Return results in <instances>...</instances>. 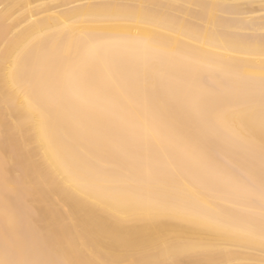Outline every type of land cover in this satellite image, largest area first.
Here are the masks:
<instances>
[{
	"label": "bare ground",
	"instance_id": "bare-ground-1",
	"mask_svg": "<svg viewBox=\"0 0 264 264\" xmlns=\"http://www.w3.org/2000/svg\"><path fill=\"white\" fill-rule=\"evenodd\" d=\"M52 262L264 264V0H0V264Z\"/></svg>",
	"mask_w": 264,
	"mask_h": 264
},
{
	"label": "rangeland",
	"instance_id": "rangeland-1",
	"mask_svg": "<svg viewBox=\"0 0 264 264\" xmlns=\"http://www.w3.org/2000/svg\"><path fill=\"white\" fill-rule=\"evenodd\" d=\"M205 80H206V79H205ZM205 80H203V82H205ZM206 84H207V80H206ZM207 85H208V84H207ZM209 146L211 147V149H210V147L207 146L206 148H208V149H210V150L207 149L206 152L209 153V154H211V156L214 157V159H215V161H216V163H217L218 160L220 161V159H221L220 157H222V153H223V156L225 155L226 150H225V149H219L218 146H217V144H216V142H215V140H213V139L210 140V142H209ZM217 148H218V149H217ZM213 149H214V150H213ZM223 150H224L225 152H224ZM214 151H215V152L219 151V152L215 153ZM221 151H222V153H221ZM210 152H211V153H210ZM212 153H213V154H212ZM219 153H220V154H219ZM216 156H217V157H216ZM223 158H225V157H223ZM223 158H222V159H223ZM217 159H218V160H217ZM222 159H221V161H222L221 164H223V165L220 164V166H221V167H224V168L227 166V171H228V172H229L230 169H233L234 167H237L236 165H232V166H234V167H232V166H231L230 164H228L227 162H226V164H225V162H223V161H225V160H222ZM225 159H226V158H225ZM226 161H227V160H226ZM224 164H225V165H224ZM243 164H244V163H242V165H239V168H240L241 166H243ZM246 164H247V163H245L244 165H246ZM218 165H219V164H218ZM237 165H238V164H237ZM228 167H229V168H228ZM239 168H238V169H239ZM228 169H229V170H228ZM234 169H237V168H234ZM238 169H237V170H238ZM225 170H226V168H225ZM231 171L233 172L234 170H230V172H231ZM238 172H240V174H237ZM238 172L235 170L234 173H232L233 176L235 175V173L237 174V178L239 177V175L242 176V170L240 171V169H239ZM235 176H236V175H235ZM235 178H236V177H235ZM239 178H240V177H239ZM244 200H245V199H244ZM17 206H18V205H16L15 207L17 208ZM18 208H20V207H18ZM23 229H24V227H23ZM23 231H24V230H23ZM20 234L22 235V234H25V233L21 232ZM26 235H27V234L21 236V238L24 237L23 239H25V238L27 237ZM27 238L29 239V237H27ZM27 238H26V239H27ZM34 246H35V248H36V247L39 246V245H34ZM35 248H34V247H33V249H32V248H28V250H26V251H27L26 253L28 254V253H29L28 251H30L31 249L33 250V252H34V250L36 251ZM37 248H38V250H37L36 252L40 251L41 247L39 246V247H37ZM8 249H9V248H8ZM8 249L4 252V253H6V254H5L6 256H8L9 253H12V252H11L12 250H10V249L8 250ZM8 252H9V253H8ZM7 253H8V254H7ZM38 253H41V251L38 252ZM9 255H10V254H9Z\"/></svg>",
	"mask_w": 264,
	"mask_h": 264
},
{
	"label": "snow or ice",
	"instance_id": "snow-or-ice-1",
	"mask_svg": "<svg viewBox=\"0 0 264 264\" xmlns=\"http://www.w3.org/2000/svg\"><path fill=\"white\" fill-rule=\"evenodd\" d=\"M52 264H58V262H52Z\"/></svg>",
	"mask_w": 264,
	"mask_h": 264
}]
</instances>
